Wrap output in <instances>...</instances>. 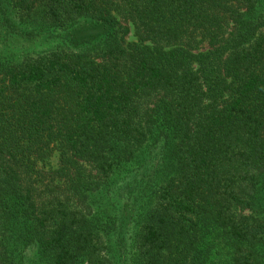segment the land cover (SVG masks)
Here are the masks:
<instances>
[{
    "label": "trees",
    "instance_id": "trees-1",
    "mask_svg": "<svg viewBox=\"0 0 264 264\" xmlns=\"http://www.w3.org/2000/svg\"><path fill=\"white\" fill-rule=\"evenodd\" d=\"M5 33L45 48L0 53V264H264V0H0Z\"/></svg>",
    "mask_w": 264,
    "mask_h": 264
},
{
    "label": "rangeland",
    "instance_id": "rangeland-1",
    "mask_svg": "<svg viewBox=\"0 0 264 264\" xmlns=\"http://www.w3.org/2000/svg\"><path fill=\"white\" fill-rule=\"evenodd\" d=\"M76 28L74 29V32L76 33L75 35L77 36V38L82 39L83 37H87L89 36L91 33L96 32V28L93 25H90L84 21H81L80 23H78L76 26ZM17 35H9L8 33H5L4 35H0V53H10L12 55H14L15 58L18 57L21 58L22 55L25 54H29V53H33L34 51H37L39 49H43L45 48L44 43L41 42V40L39 41V43H37L36 47L33 48H28V47H24L22 46L23 44H26L25 41H21L20 40L22 38H18L21 36H17ZM129 39H135V37L132 34V31L128 37ZM44 40V39H42ZM47 162L53 166L56 165L57 163V154L56 152L47 160ZM220 257L219 261H214V263L211 264H228V262H226V257L225 255H222L221 253L216 254Z\"/></svg>",
    "mask_w": 264,
    "mask_h": 264
}]
</instances>
